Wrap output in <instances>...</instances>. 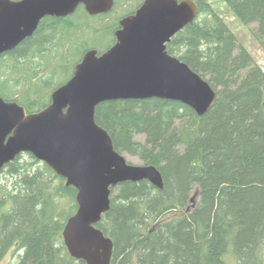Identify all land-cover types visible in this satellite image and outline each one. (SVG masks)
Wrapping results in <instances>:
<instances>
[{
  "label": "trees",
  "instance_id": "trees-1",
  "mask_svg": "<svg viewBox=\"0 0 264 264\" xmlns=\"http://www.w3.org/2000/svg\"><path fill=\"white\" fill-rule=\"evenodd\" d=\"M195 1L200 15L167 50L216 91L210 111L200 117L156 98L96 109L115 149L156 166L164 179L163 190L146 180L112 189L97 224L114 242L111 264H264V71L213 5ZM221 1L244 25H256L264 50V0ZM113 12L90 16L80 8L44 18L33 37L0 56V96L28 114L45 109L96 50L92 35L113 38L99 54L116 43L118 19L107 20ZM1 172L11 180L0 186V261L12 251V264H87L63 239L78 210L77 190L31 154Z\"/></svg>",
  "mask_w": 264,
  "mask_h": 264
},
{
  "label": "water",
  "instance_id": "water-1",
  "mask_svg": "<svg viewBox=\"0 0 264 264\" xmlns=\"http://www.w3.org/2000/svg\"><path fill=\"white\" fill-rule=\"evenodd\" d=\"M80 5L96 16L112 12L115 0H0V56L33 37L44 18L67 17ZM199 15L193 0H145L121 20L110 49L87 51L45 109L28 114L0 96V172L18 156L31 154L77 190L78 210L63 231L73 258L111 264L114 242L97 224L110 210L112 189L144 180L164 189L156 166L132 164L115 149L96 122L98 105L156 98L182 103L200 117L214 105L212 86L167 50Z\"/></svg>",
  "mask_w": 264,
  "mask_h": 264
},
{
  "label": "rangeland",
  "instance_id": "rangeland-1",
  "mask_svg": "<svg viewBox=\"0 0 264 264\" xmlns=\"http://www.w3.org/2000/svg\"><path fill=\"white\" fill-rule=\"evenodd\" d=\"M143 0H118L116 10L112 16L107 20L115 22L121 20L124 15L130 14L135 11ZM211 3L217 13L226 21L231 31L236 35L240 45L244 46L248 52L253 56L257 65H259L264 71V50L256 40L253 34V30L256 29V25H244L228 8V6L221 0H206ZM86 18V17H85ZM87 19V18H86ZM111 23V24H112ZM92 33H90L91 36ZM89 37V36H88ZM90 38V37H89ZM90 40V39H89ZM113 43V38L99 40L97 36L92 35L89 43V47L98 51H103ZM27 156H24L26 158ZM128 161L135 165H144L137 157L126 155ZM11 180V177L7 175L0 176V186L5 185ZM17 262V258L14 257L13 252L9 253L0 261V264H12Z\"/></svg>",
  "mask_w": 264,
  "mask_h": 264
},
{
  "label": "flooded vegetation",
  "instance_id": "flooded-vegetation-1",
  "mask_svg": "<svg viewBox=\"0 0 264 264\" xmlns=\"http://www.w3.org/2000/svg\"><path fill=\"white\" fill-rule=\"evenodd\" d=\"M117 1H118V0H115V7H114V9H115L116 6H117ZM144 1H145V0L142 1V3L138 6V8H137L135 11L131 12L130 14H126V16L124 15V17H123L122 19H124V18L127 17V16H130V15L135 14L136 11L142 6V4L144 3ZM181 1H183V0H178V2H181ZM193 1H194L196 4H198L195 0H193ZM80 8H83V9L86 11L85 6H84V5H80V6L77 8L76 12H77ZM113 11H114V10H113ZM113 11H112V12H113ZM76 12H75V13H76ZM75 13H74V14H75ZM110 13H111V12H110ZM71 15H73V14H71ZM71 15H69V16H71ZM122 19H121V20H122ZM121 20L118 21V24H117V30H119V29L121 28V26H120V22H121ZM117 30H116V31H117ZM172 40H173V38H172ZM171 42H172V41H171ZM171 42H170V43H171ZM170 43H169V44H170ZM167 45H168V44H167ZM2 171H3V170H2ZM0 173H2V174H0V176L3 175V172H0Z\"/></svg>",
  "mask_w": 264,
  "mask_h": 264
}]
</instances>
